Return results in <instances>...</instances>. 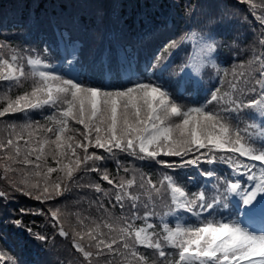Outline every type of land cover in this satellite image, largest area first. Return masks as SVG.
<instances>
[{
	"label": "snow or ice",
	"instance_id": "snow-or-ice-1",
	"mask_svg": "<svg viewBox=\"0 0 264 264\" xmlns=\"http://www.w3.org/2000/svg\"><path fill=\"white\" fill-rule=\"evenodd\" d=\"M255 8L252 4V9ZM256 20L264 26V11L256 15ZM195 36L192 33L183 39ZM201 40L203 43L186 65L192 73L210 62L208 58L215 51L211 37ZM259 44V54L232 69V78L226 81L227 90L222 92L225 81L221 78L220 86L211 90L210 98L196 106L181 105L177 100L182 88L199 83L190 73L176 81V93L171 86L159 82L167 64L160 69V75L153 64L151 68L145 67L143 77L129 76L127 82L116 85L93 84L90 79L85 82L80 74L65 78L41 70L48 65L34 57L27 58L30 70L26 71L23 56L13 52L5 57L0 53V81L15 82L18 86L21 78L32 81L30 91L14 100L4 97L8 102L0 110V118L44 107L55 110L46 117L49 124L29 121L20 126L9 125L12 129L9 137L5 140L0 136V160L6 161L2 165L5 178L9 179L13 192L44 203L68 191L79 172H100L96 162L107 157L90 152V148L101 149L113 157L119 151L171 170L223 164L231 170L223 177L217 176L215 169L200 172L208 180L216 177L222 181L219 187L213 185L217 195L211 199L205 191L189 193L167 173L157 187L143 173L137 184L135 175L116 181L104 170L100 178L112 188L105 190L99 184L89 187L104 197L113 196L122 210L130 202L127 213L113 215L103 203H98V209L102 210L100 217L81 218L77 214L79 228H72L73 247L88 264H93V257L99 261L105 256L111 258L104 264H149V258L138 252V246L158 254L150 264H264V35ZM178 46L173 41L166 49ZM4 48L6 45L0 44V49ZM160 59L163 57H157V61ZM224 75L229 73L225 71ZM213 104L216 107L209 108ZM245 113L250 122L241 127L240 118ZM241 157H246L247 162ZM49 158L55 167L48 163ZM124 171L128 173L129 169ZM7 173H19V182ZM53 173L57 174L55 179L51 178ZM134 187L143 191L133 192ZM153 193L161 203L170 196L172 208L165 216L183 211L194 217V222L178 220L174 226L163 218L160 226L149 222L156 215L148 210L149 203H154ZM7 195L0 191V199ZM141 196L148 201L144 203L143 216L139 214ZM221 208L228 211L227 216L220 213ZM21 213L28 214L24 209ZM50 215L60 223L59 210H50ZM136 221L143 224L138 227ZM11 222L18 228L23 226L20 219ZM157 227L162 230L157 231ZM26 230L41 241L48 239L34 234L31 228ZM58 235L68 237L69 233L61 226ZM166 247L175 251L168 252ZM93 248L95 253L90 250ZM116 257H123V262ZM0 264L18 261L0 251Z\"/></svg>",
	"mask_w": 264,
	"mask_h": 264
},
{
	"label": "trees",
	"instance_id": "trees-1",
	"mask_svg": "<svg viewBox=\"0 0 264 264\" xmlns=\"http://www.w3.org/2000/svg\"><path fill=\"white\" fill-rule=\"evenodd\" d=\"M252 4L256 5L254 10ZM261 11H264L261 0H247L246 3L240 0H0V44L17 50L30 47L36 51L43 64L48 65L47 71L65 78L80 74L85 82L90 79L93 84L111 82L116 85L127 82L129 76L143 77L145 67L151 68L153 64H156V74L160 75V69L167 64L159 82L171 86L173 93H176V81L184 77L183 69L193 59V39L183 38L192 33L211 37L210 42L215 51L208 58L210 62L204 63L199 70V83L186 85L177 96L181 105L196 106L210 98L211 90L220 86L221 78L225 81L222 92L227 90L226 81L232 78V69L239 64H246L254 54L260 53L259 39L264 35V26L258 23L256 15ZM173 41L179 46L166 49V45ZM4 49H0L3 55ZM161 56L163 59L157 61V57ZM225 71L229 73L228 76L224 75ZM31 84L30 80L23 79L19 86L15 82L0 81V110L8 102L4 97L14 100L24 91H30ZM215 107V104L209 105V108ZM53 111L44 107L8 114L0 118V136L5 140L9 137L12 132L9 125L20 126L29 121L49 124L46 117ZM249 122L247 114H242L240 126ZM256 123H259L258 118ZM89 151L107 157L96 162L100 172H79L68 191L44 203L13 192L2 166L6 161L0 160V191L8 193L0 199V251L11 256L13 261H18V264H88L83 254L73 247L72 228H79L77 214L81 218H98L102 210L98 209L97 204L103 203L109 212L119 216L127 213L130 204H126L122 210L115 204L113 196L104 197L89 187L99 184L105 190L112 188L100 178L104 170L116 181L122 177L130 179L135 175L137 184L143 173L145 178L151 177L157 187H160L158 182L167 173L189 193L205 191L209 199L217 195L213 185L219 187L222 181H217L216 177L208 180L200 172L215 169L216 175L223 177L231 171L219 163L205 164L201 169L189 167L171 170L154 161L140 160L119 151L115 152L114 157L108 156L101 149L90 148ZM240 159L247 162L246 157ZM48 163L55 167L51 158ZM91 164L89 162V166ZM124 168H128L129 172L125 173ZM56 175L53 173L51 178L55 179ZM7 176L19 182V173H7ZM132 191L143 190L134 187ZM153 200L148 210L156 213L149 221L154 225L160 226L161 218L164 222H170L171 226L178 220L194 222L195 218L183 211L164 215L172 208L170 196L165 198L167 206L160 202L155 193ZM141 201L143 203L138 202L139 214L143 216L147 197L141 196ZM21 209L28 214H22ZM50 210H59V224L51 219ZM220 213L228 215V211L223 208ZM14 219H20L23 226L16 227L11 222ZM142 224L143 221H136L138 227ZM61 226L69 233L68 237L58 235ZM28 228L34 234L47 236V241L29 235L26 230ZM156 230L162 229L157 227ZM90 250L94 253L96 251L94 248ZM137 250L149 258V264L153 258H158L153 249L138 246ZM165 250L175 251L169 247ZM109 258L105 256L97 261L93 257V264H104ZM115 259L124 260L123 257ZM129 259L134 258L129 256Z\"/></svg>",
	"mask_w": 264,
	"mask_h": 264
},
{
	"label": "rangeland",
	"instance_id": "rangeland-1",
	"mask_svg": "<svg viewBox=\"0 0 264 264\" xmlns=\"http://www.w3.org/2000/svg\"><path fill=\"white\" fill-rule=\"evenodd\" d=\"M201 37H204V36H201V34H197L196 36H195V38H193V40H192V42H191V51H192V53H193V57H194V55H195V53L197 52V49H198V45H200V44H202L203 42H202V40H201ZM204 38H206V37H204ZM4 55H5V57H9L10 56V54H12L13 52H15V53H17V54H19V55H21V56H23L24 58H25V60H24V66H25V70L26 71H29L30 69H29V67H28V65H27V63H26V61H27V58L28 57H34V58H39V55H36V51L35 50H32L30 47H23V48H21V50H17V48H6V49H4ZM40 59V58H39ZM188 65V64H187ZM201 69V68H200ZM42 70V69H41ZM184 72L186 73V72H188V73H190L191 75H193V77H194V79L196 80H198V78L200 77V71L199 72H196V73H192L191 72V69L190 68H187L186 66L184 67ZM23 79V78H22ZM21 79V80H22ZM196 80V81H197ZM31 81V80H30ZM31 83H32V81H31ZM160 185V184H159Z\"/></svg>",
	"mask_w": 264,
	"mask_h": 264
}]
</instances>
